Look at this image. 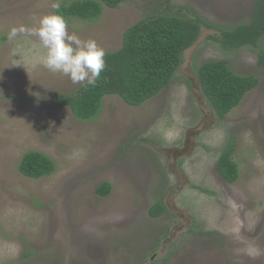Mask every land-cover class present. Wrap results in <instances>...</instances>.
I'll use <instances>...</instances> for the list:
<instances>
[{"label": "rangeland", "instance_id": "obj_1", "mask_svg": "<svg viewBox=\"0 0 264 264\" xmlns=\"http://www.w3.org/2000/svg\"><path fill=\"white\" fill-rule=\"evenodd\" d=\"M70 1L0 0V264H264V65L256 50L213 39L248 23L256 0H123L95 21L69 19V33L105 52L153 14L214 27L201 26L159 94L136 107L107 95L87 122L56 98L86 82L43 67L37 37L7 36ZM207 61L258 80L222 121L196 77ZM229 139L233 183L216 171ZM29 151L50 158L54 172L23 176L18 163ZM102 183L104 197L95 191ZM159 200L165 212L152 217Z\"/></svg>", "mask_w": 264, "mask_h": 264}, {"label": "trees", "instance_id": "obj_2", "mask_svg": "<svg viewBox=\"0 0 264 264\" xmlns=\"http://www.w3.org/2000/svg\"><path fill=\"white\" fill-rule=\"evenodd\" d=\"M123 0H72L60 3L58 14L66 21L77 19L92 22L99 18L103 6L117 8ZM56 11V10H55ZM214 28L198 17L153 14L128 27L122 34L120 47L105 52L106 67L95 86L84 83L73 93L56 96L81 122L94 119L103 98L112 95L129 106L136 107L159 94L174 77L182 54L200 34V28ZM213 38V37H211ZM224 49L247 47L256 50L257 65H264V0H256L248 23L238 24L231 30H220V38H213ZM201 93L214 116L222 121L235 108L258 80L231 71L225 61H207L196 70ZM234 143L229 139L216 160V171L227 183L238 178V168L232 159ZM19 172L28 178L39 179L52 174L54 163L44 154L29 151L18 163ZM104 197L110 191L108 183L96 188ZM165 212L164 204L156 201L149 209L152 217Z\"/></svg>", "mask_w": 264, "mask_h": 264}, {"label": "clouds", "instance_id": "obj_3", "mask_svg": "<svg viewBox=\"0 0 264 264\" xmlns=\"http://www.w3.org/2000/svg\"><path fill=\"white\" fill-rule=\"evenodd\" d=\"M53 8L56 11L42 16L36 27H12L8 39L20 34L37 37L44 50L40 57L43 67L68 77L73 84L95 86L106 67L105 50L94 39L82 40L75 32L69 33L68 22L58 14L60 3H54Z\"/></svg>", "mask_w": 264, "mask_h": 264}]
</instances>
